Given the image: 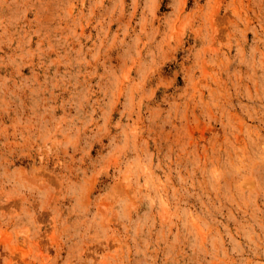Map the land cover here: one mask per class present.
Returning a JSON list of instances; mask_svg holds the SVG:
<instances>
[{
	"label": "rangeland",
	"instance_id": "374dc122",
	"mask_svg": "<svg viewBox=\"0 0 264 264\" xmlns=\"http://www.w3.org/2000/svg\"><path fill=\"white\" fill-rule=\"evenodd\" d=\"M0 264H264V0H0Z\"/></svg>",
	"mask_w": 264,
	"mask_h": 264
}]
</instances>
